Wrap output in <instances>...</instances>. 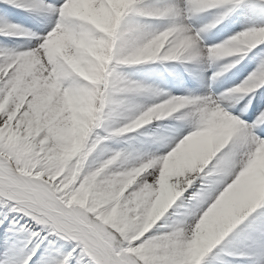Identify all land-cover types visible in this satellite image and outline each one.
I'll return each instance as SVG.
<instances>
[{"label": "snow or ice", "instance_id": "1", "mask_svg": "<svg viewBox=\"0 0 264 264\" xmlns=\"http://www.w3.org/2000/svg\"><path fill=\"white\" fill-rule=\"evenodd\" d=\"M0 264H264V0H0Z\"/></svg>", "mask_w": 264, "mask_h": 264}, {"label": "bare ground", "instance_id": "2", "mask_svg": "<svg viewBox=\"0 0 264 264\" xmlns=\"http://www.w3.org/2000/svg\"><path fill=\"white\" fill-rule=\"evenodd\" d=\"M13 19L17 23H22L23 22V17L19 13L15 14L14 17H13ZM241 28H242V25H239V24H236V25L232 26V30L228 31L225 34V37L224 38L226 39L228 37V35L234 34V31H239V30H241ZM19 42L22 43L23 41H19Z\"/></svg>", "mask_w": 264, "mask_h": 264}]
</instances>
